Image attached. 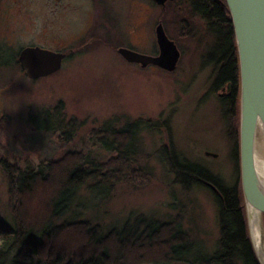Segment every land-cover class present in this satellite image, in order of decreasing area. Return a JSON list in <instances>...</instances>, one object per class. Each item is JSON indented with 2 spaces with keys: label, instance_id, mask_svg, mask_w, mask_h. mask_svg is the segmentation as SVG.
Wrapping results in <instances>:
<instances>
[{
  "label": "rangeland",
  "instance_id": "1",
  "mask_svg": "<svg viewBox=\"0 0 264 264\" xmlns=\"http://www.w3.org/2000/svg\"><path fill=\"white\" fill-rule=\"evenodd\" d=\"M142 2L146 0H0V51L20 53L24 47L39 45L67 54L58 72L38 79L27 76L19 56L18 65L0 67L5 104L0 154L31 166L59 159L70 149H85L106 159L115 153L104 150L92 132L106 126L122 128L142 118L149 126L137 133L138 164L148 171L149 181L139 187L120 181L110 198L101 201H96L98 195L81 191L78 200L92 205L86 217L121 225L130 214L162 221L180 215L182 228L211 253L221 237L212 191L196 184L184 189L174 180L163 149L172 145L229 186L237 181L233 137L219 97L223 91L212 90L217 72L205 62L215 36L206 24L182 21L151 1ZM159 21L181 49L174 71L130 63L118 50L128 47L158 55ZM183 23L191 31L184 33ZM1 54L3 60L7 54ZM71 121H76L75 128L69 127ZM8 192L9 182L0 167V215L5 218L10 216ZM262 221L264 231V216Z\"/></svg>",
  "mask_w": 264,
  "mask_h": 264
},
{
  "label": "trees",
  "instance_id": "2",
  "mask_svg": "<svg viewBox=\"0 0 264 264\" xmlns=\"http://www.w3.org/2000/svg\"><path fill=\"white\" fill-rule=\"evenodd\" d=\"M224 1L227 12L220 1L193 3L215 34L214 46L205 56V62L213 64L217 72L212 90L231 82L230 94L219 97L227 130L233 137L231 153L237 181L229 186L211 169L186 158L172 145L163 149L174 180L184 189L196 184L212 191L218 209L219 247L209 253L182 228L180 215L162 221L130 214L121 225L86 217L92 205L88 200H78L81 191L96 194L100 198L96 201H101L110 198L120 181L138 187L149 181L148 171L138 164L141 146L137 141L138 130L149 123L138 118L122 128L106 126L92 132L104 150L115 153L106 159L92 156L85 149H70L59 159L31 166L12 155L0 154V167L9 182L10 206L9 217L0 215V264H261L248 232L240 180V55ZM188 27L185 23L184 28ZM3 52L7 55L0 60V67L18 65L17 49L12 54L0 51V58ZM69 127L75 128L76 121ZM207 182L216 189L208 187Z\"/></svg>",
  "mask_w": 264,
  "mask_h": 264
},
{
  "label": "water",
  "instance_id": "3",
  "mask_svg": "<svg viewBox=\"0 0 264 264\" xmlns=\"http://www.w3.org/2000/svg\"><path fill=\"white\" fill-rule=\"evenodd\" d=\"M164 4L166 0H155ZM239 53L241 77L240 103V171L250 239L256 256L264 264L257 245L255 227L264 216V179L256 164V134L264 127V0H227ZM159 54H145L128 47L119 53L130 63L142 67L156 65L174 71L181 58L176 42L169 38L160 23L156 29ZM67 56L39 45L24 47L19 61L28 77L38 79L58 72ZM4 89H0V116L4 113ZM217 157V153L207 152ZM214 189L216 187L209 183ZM263 222V221H262Z\"/></svg>",
  "mask_w": 264,
  "mask_h": 264
},
{
  "label": "flooded vegetation",
  "instance_id": "4",
  "mask_svg": "<svg viewBox=\"0 0 264 264\" xmlns=\"http://www.w3.org/2000/svg\"><path fill=\"white\" fill-rule=\"evenodd\" d=\"M147 1H151L157 8L159 7L161 9V11L163 12H166V13H170V12H174L175 13V16H181V20L184 21H195L197 20L198 23H200V25L202 24H206V29H208L207 31L208 32H213L212 29L210 28V25L208 23V20L202 15V14H198V12L195 10V7H194V0H166L164 4H160L158 3L157 1L155 0H146V2H142L143 5H146ZM216 1H220L222 5H224L225 9H226V12H227V8H226V5H225V1L224 0H216ZM227 3V1H226ZM179 10V11H178ZM162 15V14H161ZM162 23L163 26H164V29L166 31V33L168 34L165 25H164V22L163 21H159V23L157 24V26ZM188 24V23H186ZM196 28H193L195 30H198L200 31V29L196 26V24H193ZM182 28L185 29V24H181ZM189 27L185 29V31H183L184 33L185 32H189L191 31L190 29L191 26L188 25ZM157 29V27H156ZM179 31V28L177 27V29ZM181 31V30H180ZM182 32V31H181ZM214 33V32H213ZM169 35V34H168ZM215 35V34H214ZM170 37V36H169ZM181 51V49H180ZM231 82H227L226 83V86H223L221 88V90L223 91L221 93V95H225L227 93L230 94V91H231Z\"/></svg>",
  "mask_w": 264,
  "mask_h": 264
},
{
  "label": "bare ground",
  "instance_id": "5",
  "mask_svg": "<svg viewBox=\"0 0 264 264\" xmlns=\"http://www.w3.org/2000/svg\"><path fill=\"white\" fill-rule=\"evenodd\" d=\"M256 164L258 171L262 178L264 179V127L263 125L258 126L257 134H256ZM263 222H260L255 227L256 230V239L257 245L260 249L261 253L264 255V231H263Z\"/></svg>",
  "mask_w": 264,
  "mask_h": 264
}]
</instances>
